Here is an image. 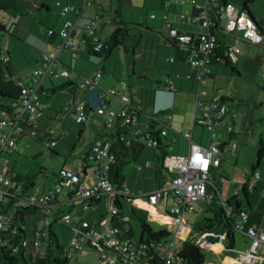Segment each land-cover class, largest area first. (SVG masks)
<instances>
[{
	"label": "built area",
	"instance_id": "obj_1",
	"mask_svg": "<svg viewBox=\"0 0 264 264\" xmlns=\"http://www.w3.org/2000/svg\"><path fill=\"white\" fill-rule=\"evenodd\" d=\"M95 3L96 0H83V7ZM191 6L198 11L189 13L188 8ZM70 8L78 14L83 12L82 8L74 5L71 7L64 5L61 15L64 17ZM161 8L160 19L168 37L183 47L186 44L193 47L187 58L193 73L185 75L196 83L193 125H199L209 133V141L204 143L194 139L192 129L184 131L181 134L189 140L188 151L186 153L167 151L161 158L164 181L150 194V209L158 205L159 201L163 203L162 213L169 214L173 222V226L168 227L170 233L150 243L120 236L129 228V218L122 211L121 197L130 190L125 184L118 186L109 176L110 165L115 160V155L110 151V141L106 134L85 151L82 173L74 167L63 165L56 173L52 185L34 184L30 189H25L22 179L12 177L4 170L10 161L7 154L19 150L22 138L36 134V128L39 127L38 123L46 108L41 99L42 95L47 93L45 79L70 75L67 65L64 68L59 66L62 63L63 50L70 51L69 59L72 60L79 57V51L84 49L88 42L92 43L95 51L107 47V42L97 32L96 21L102 17L100 12L96 11L93 19L89 18L80 23L65 17L64 24L58 31L53 28L48 30L49 34L56 31L61 41L54 43L52 49L39 48L40 66L34 67L30 76H21L22 86L13 111L0 112V244H8L10 235L17 232L19 227H24L15 217V207L36 206L43 214L35 225L34 243L35 251L42 255L44 250L40 248L41 238L47 234L50 223L49 217L44 215H53L58 209L65 211L74 207L77 210L83 209V214L80 216L82 213L80 212L75 216L73 212L67 211L55 216L61 223H74L71 236L64 245V253L69 258V264H180L177 257L179 248L194 227V224L185 220L186 214L197 209L195 205L197 200L205 199L210 202L213 198L216 184L212 169L220 163L223 146L231 153L238 149L235 138L238 113L222 90L212 88L214 78L212 50L222 42L225 56L235 60L236 54L240 52L238 41L247 40L264 46V36L256 23L248 17V12L242 10L232 0H164ZM148 18L158 17L155 12H151ZM211 27L214 29L211 30ZM216 32L219 33V37ZM227 37H232L233 42L228 41ZM7 51L0 55V59L11 58ZM168 59L173 60L174 57ZM102 76V67L97 66L92 73L82 75L75 82V90L63 103L64 115L71 116L75 123H86L91 114L95 113L103 118L104 128L114 130V127H117L125 143L144 140L149 146L156 148V138L163 141L173 118L171 110L163 119L159 117L158 112L160 109H171L172 104L159 108L154 103L153 112L149 114L146 110L145 115H142L139 107L131 102L127 81L121 80L119 88L105 87L101 84ZM174 90L173 77L166 76L156 92ZM88 92L89 94L85 95ZM109 97L119 100L122 104L119 107L114 106V101ZM44 130L47 133L43 139L44 144L47 147H54L58 138L55 136L52 123L47 124ZM66 133L67 130L61 124L59 136L62 137ZM88 161L94 163L95 178L86 183L83 178L87 176L88 168L91 167L87 165ZM152 163L147 161L146 164ZM260 176V171H256L255 178ZM102 199L107 213L101 218L91 219L89 214H85V210L95 207ZM78 201L84 202L75 205ZM168 201L171 202L170 205ZM114 218H118L121 223H113ZM245 222L246 214L243 213L237 228L250 242V247L239 251L236 258L241 264H254L260 256L253 248L264 243V226L253 223L245 227ZM202 237L204 238V234L197 242ZM19 244L25 245L26 239H21ZM19 244L15 246L16 249L19 248ZM85 247L93 250L97 263L79 259Z\"/></svg>",
	"mask_w": 264,
	"mask_h": 264
},
{
	"label": "rangeland",
	"instance_id": "obj_2",
	"mask_svg": "<svg viewBox=\"0 0 264 264\" xmlns=\"http://www.w3.org/2000/svg\"><path fill=\"white\" fill-rule=\"evenodd\" d=\"M35 1L39 3L46 2L52 6L48 16H45L47 15L45 8L37 9L31 6L32 9L28 10L31 4L26 0L18 1L17 6L11 8V10L0 9V22L4 26V30H0V55L5 53L6 50H9L12 61L20 76H30L32 69L36 65L40 66V61H38L37 64L34 59V53L38 47H40L39 45L41 44L42 38H40V35L35 33L34 30L31 31L33 35L29 33L33 23L36 21L43 32L45 30V22H50L52 18L58 17V14L61 15L64 5L72 6L60 0ZM57 1L61 3H57ZM130 1L133 6H126L121 3L120 0H101V2H104L103 8L100 5V0H96L97 4L86 7L81 5V8L83 9L84 17L90 19H93L95 16L94 10L102 11L104 22L102 18L97 20L96 28L98 34H101L104 40H108L115 30L116 21L119 20V17L128 23L130 40L133 39L134 42L137 43L135 53H133L132 48L127 51L125 45H117L114 47L111 56H109L110 60L107 63L111 70H113L114 67L117 68V74L120 78L119 81L124 79L127 83H132L136 89L138 81L141 80L144 82L147 76L157 77L163 75L154 68V65L156 62H159V64L167 63V58L171 56L173 51L171 52L172 47L165 42L166 32L161 28L162 21L160 17L162 15V10L157 8L159 0ZM251 7L255 17L261 18L262 14H264V0H257ZM58 8L59 11L57 10ZM19 10H28V12H24L25 14L22 15L19 13ZM116 10H118V12L121 11L120 16H116ZM151 12H155L158 18H148L147 15ZM66 14L74 17L73 9L70 8L66 11ZM66 14L64 16H66ZM123 25H125V23ZM147 26L154 28L149 29ZM34 40H36V43H40L35 44ZM227 40L233 42L232 37H227ZM238 44L242 49L240 53L241 56L244 55L245 57H241L242 59L238 65L232 62L230 64H235L241 72L239 74L236 71L232 72L231 65L229 64L226 66L227 70L219 72L217 75L218 78L214 80V83L219 86L216 87L215 90L222 88V91H226L227 94L233 97L232 105L238 113L236 124L237 133H235L238 149L235 153H229L228 151L225 154L227 159L224 164L220 168L214 170V180L219 185L221 197L224 200L236 193V188L241 186L246 180V173L250 171L252 163L256 162V150L260 137L262 136L264 140V46L262 44L250 43L247 40H241ZM45 47L46 49L53 48L50 44H47ZM66 55L67 51H64V59L69 62L70 59ZM92 56L94 63H98L99 66L104 65V58L102 56L95 54H92ZM81 68L83 67L80 66V69ZM173 74L179 76L175 72H173ZM72 75L75 77L76 73ZM52 78L53 82L56 84L67 83V78L62 75ZM26 80H28V78ZM45 80V84H48L47 80L49 79ZM101 84L105 87L116 84V77L112 71H108L105 76H102ZM133 88L129 87L128 89L132 90ZM66 89L67 87H63L57 94L53 95L52 103L54 107L62 110V100L66 94ZM130 90H128L129 94L132 92ZM219 91H221V89H219ZM164 99V94L157 92L155 96V103H157L156 107H158L160 102ZM117 101L118 103L116 102L114 104L116 107H119L122 103L119 100ZM195 101L194 89L191 91V88H189L177 93V106L176 110L172 112V129L170 130L179 135L184 131L191 130ZM146 110L149 114L153 112L151 106H148ZM64 116V114H61V117ZM64 118L65 119L59 118L58 121L52 123V126L54 127L55 136H57V138L60 134L61 124L63 125V122L70 128L66 136L68 137V144L64 138L58 145L59 149L55 147L49 148L40 139L24 137L20 140L19 150L7 154L9 155L10 161L4 170L10 169L19 174L32 173L36 185L47 183L46 181H48L49 185H52L56 173L64 164L69 167H74L82 173V160H84L85 157V149L94 141L96 132H111L113 129L104 128L103 118L97 114H93L86 120L85 125H83V135L78 138L77 134L82 125L75 123L71 116L70 118ZM195 128V131H193L195 137L203 138L204 143H208L209 138L207 139V137L209 133L199 125ZM220 135L221 134H218V136ZM168 139H170V137H163V141L165 142H168ZM174 147L175 143L172 141L167 146V150L172 152L171 150ZM93 164V161H88L87 163V165L91 167L88 168L89 171L87 176L83 178V181L86 183L95 178ZM123 172L128 178L129 185L135 188L137 181L136 177L137 175L141 177L143 171L140 172L138 169H135V162L129 161L124 165ZM121 200L123 204V214L128 216L131 224L136 229L137 235L134 236V238H139L138 221L130 217L127 210L128 205H130V199L121 197ZM207 202L208 201L205 199L197 200L195 202L197 209L187 213L185 220L190 224H194L205 216H211L213 212L203 211ZM162 204L161 201L158 202V205ZM170 204L171 202L168 201V205ZM106 213L107 208L104 199L98 201L95 207L85 210V214H89L91 219H93V217L101 218ZM40 214L41 211L27 215L25 226L28 236H33L35 222ZM49 218L52 219L51 216ZM158 218H162V220ZM148 221L155 230L173 226L169 214L154 212L152 208L150 209ZM55 229L62 241L65 240V236L67 238L71 236V230L65 225L57 224ZM220 230L221 228H218L219 235L215 243L207 241L201 248L205 255L204 264H241L236 258L237 254L239 251L249 248L250 242L248 240L246 241L239 231H236L234 234L235 245L232 247L226 246L225 243L228 244L226 233ZM253 250L260 256L254 264H264V257H262L264 256V243L255 246ZM95 255L92 249L85 247L81 251L79 259L81 261H96L97 263Z\"/></svg>",
	"mask_w": 264,
	"mask_h": 264
},
{
	"label": "trees",
	"instance_id": "obj_3",
	"mask_svg": "<svg viewBox=\"0 0 264 264\" xmlns=\"http://www.w3.org/2000/svg\"><path fill=\"white\" fill-rule=\"evenodd\" d=\"M26 1L31 4H29L30 7L28 10L32 9L31 6L37 9L48 8V5L46 3H39L35 0ZM163 1L164 0H159L158 2L157 8L160 10L162 9L161 6L163 4ZM232 1H235L242 10L248 12V17L256 23L259 30L262 31V34L264 36V14H262L261 18H256L251 7L252 4L255 3L257 0ZM120 2L125 4L126 6H133L130 0H120ZM17 3L18 2H15L14 0H0V9L11 10V8L17 6ZM28 10H19V13L23 15L27 13ZM188 11L189 13H195L198 11V9H196L194 6H191L188 8ZM120 13L121 11L118 12V10H116V16H120ZM147 16H149V14ZM124 23L125 25H123ZM161 28L166 32L165 42L171 45L173 50L171 56H173L174 59L169 60L168 57L167 63L159 64V62H156L154 68L160 71L161 74H163L161 77L147 76L144 82L141 80L138 81L136 89L132 85V83H128V88L134 87L132 90L128 89L132 91L129 94L131 102L134 105H137V107H139V109L141 110L140 114L142 115H145L144 112L146 111L148 106H151L153 108L155 103L156 90L161 86L164 78L166 76H171L173 77V81L176 82L175 79L180 77H177L173 74V65L177 62H185L188 64L187 58L191 50L193 49L191 44H186V46L183 47L181 44L172 41V39L168 37L167 30L162 24ZM49 29L52 28H48V30ZM213 29L214 28L211 27V30ZM0 30H4V26L1 22ZM56 33V31H52V33L48 35L49 37H53ZM215 34H217L219 37L218 32H216ZM46 41L52 42L49 39H47ZM106 42L107 47L105 49H102L101 51H95L92 43L88 42V45L84 49H81L79 51V57L70 60L71 64H67L69 72H71V70L77 71V63L74 64V61L79 58L82 59V61L86 62L87 65H89L88 68H93L94 71L96 69V67H94L96 63H94V61L88 57L89 54L100 55L105 60L109 58V56H111L114 47L117 45H125L127 51L132 48L133 53H135V47L137 45V43L134 42L133 39L130 40V35L128 33V23L120 17L119 20L116 21L115 30ZM221 43L222 42H220L219 45L213 48L212 50V68H215L217 66H227L231 62L234 63L232 59L225 56L224 48ZM7 53L10 55L9 50L7 51ZM230 65L232 72L236 71L238 74L240 73L235 64ZM101 67L103 70V74H105V67ZM80 72L81 71H79L78 73ZM74 83V81H71L65 84L55 85L51 90L54 92H58L63 87L71 88L73 85L75 87ZM21 86V76L15 68L12 58L8 60L0 59V112L5 111L7 113H11L13 111L14 103L19 97ZM180 88L182 89V86H180ZM73 91L74 89L71 92ZM50 94L51 92L49 91L42 95L41 99L43 103L46 104V108L44 110L41 120L38 123L39 127L36 128V134L31 135L30 138L40 139L43 141V139L47 136L44 127L47 124L58 121L59 118H64L61 117V114H65V111L63 110V105L62 110L58 108L55 109L51 107L47 101L43 100L44 95L49 96ZM62 101L64 103L65 99ZM135 101L138 104H136ZM169 110L172 111V109H160V111L158 112L159 117L163 119ZM78 124H81L83 126L85 125V122ZM196 126L197 125H193L191 129L194 130ZM170 129L171 126L167 130V134ZM66 130V134H68L69 131L68 129ZM83 132L84 128L82 127L80 129L79 134H77V137L80 138L83 135ZM167 134L164 136L165 138L168 137ZM105 136H107L110 141V151L113 152L115 155V160L110 165L109 176L112 181H114L118 186H124L125 184L129 188L130 191L126 194H123L122 197L130 199V205H128L127 210L130 214V217H133L138 221L137 225L139 226V238H134L137 233L135 227L131 224L130 220H128V230L122 233L120 236L123 238L130 237L137 240L138 242L146 241L148 243L167 236L170 233V228L163 227L155 230L148 221L151 205L149 196L154 190L158 189L164 181L163 171L161 167V158L165 154V152L168 151L167 146L173 140L168 139V142H165L161 141L159 138H156V148L149 146L144 140H133L130 144H127L121 139L117 127H114V130L107 133ZM228 151L229 150H227L225 146H223V152L221 155L220 163L214 166L212 169L213 178L215 177L214 170L220 168L226 161L227 158L225 154ZM263 157L264 140L261 136L256 150V162L252 163L250 171L246 173V180L242 183L241 186L236 188L237 192L234 193L232 196L228 197L226 200H224L221 197L219 185L217 184V182H215V194L211 201L208 202L206 207L203 209V211H210L213 212V214L211 216H205L198 222L194 223L193 231L185 240L182 241L181 246L179 248V252L177 254V257L180 259L178 260L180 264H204L205 255L201 249L202 245L206 241H216L219 235L218 228H221V232L226 233L228 246H232L235 240V232L239 231L243 235L242 231L237 228L238 222L242 220L243 213L246 214L245 227H248L253 223L262 224L264 226V173L262 171L264 167ZM129 161L135 162V169H138L140 172L143 171L141 177L138 175L136 177L137 181L135 188L129 185L128 178L123 172L124 165ZM147 161L153 162L152 165L146 164ZM258 170L260 171L261 176L260 178L256 179L255 172ZM6 171L10 176L22 179L24 181L25 189H30L32 185L35 184L34 175L32 173L28 172L26 174H19L10 169ZM92 200H94V198H92ZM82 210L83 209L77 210L76 208L71 207L65 211H61V209H58L53 215H44L48 217L51 216L52 219L48 218L50 220L48 232L45 236H43V238H41L40 248L44 250V254L41 255L40 253L35 251V232H33V236H28L25 226L27 215L31 213H38L39 211H41V209L36 206L15 207V217L20 221L22 225H24V227H19L17 232L10 235V241L8 244H0V264H69V258L64 253V245L68 238L65 236V240L62 241L58 233L56 232L55 227L57 224H60L65 225L70 230H72V225L74 223H61L56 220L55 216L57 214L67 211L73 212L75 216L82 212L80 214L81 216L84 212ZM42 214L43 213L41 211L40 216ZM113 223L120 224L121 222L118 220V218H114ZM203 234L204 238L199 241L200 243L197 242V239ZM23 238L26 239V244L20 246L19 243H21V239ZM17 244H19L18 249L15 248Z\"/></svg>",
	"mask_w": 264,
	"mask_h": 264
},
{
	"label": "crops",
	"instance_id": "obj_4",
	"mask_svg": "<svg viewBox=\"0 0 264 264\" xmlns=\"http://www.w3.org/2000/svg\"><path fill=\"white\" fill-rule=\"evenodd\" d=\"M61 2H64V3H68V4H71V5H74V6H76V7H79V8H81V5H83V0H60ZM46 3V2H45ZM47 5H48V8L46 9V14L47 15H45V16H48V13L51 11L50 9H51V5H49L48 3H46ZM95 4H97V3H95ZM100 5H101V7H103L104 8V2H101V0H100ZM58 11H59V8L57 9ZM95 12L96 11H98V12H100V14H101V17H102V21H103V13H102V11L101 10H94ZM73 13H74V17L72 16V15H67L66 14V16H62V15H59L58 14V17H56V18H52L51 19V21L50 22H45V30L42 32V30L40 29V26H38L37 25V23H36V21L33 23V25L31 26V28H30V31H29V33H31V31L32 30H34L35 31V33H37V34H39L40 35V38H42V41H41V44L39 45L40 47H38V51L36 50V52L34 53L35 55V61H36V63L38 64V61H39V58H38V53H39V48H41L42 46H44L43 48H46L45 46L47 45V44H50L51 46H53V44L54 43H58V42H60L61 41V39H60V37L57 35V33L55 34V36H53V37H49V33H48V28H53V29H55L56 31H58L62 26H63V24H64V21H65V19L66 18H69V19H71V20H73V21H77V22H83L84 20H87V19H89V18H86V17H84V12H80V14H78V13H76L75 11H73ZM24 15V14H23ZM66 17V18H65ZM104 22V21H103ZM147 28H149V29H153L151 26H147ZM32 34V33H31ZM33 35V34H32ZM100 35V37L102 38V35L101 34H99ZM39 39V38H38ZM47 39H49V40H51L52 42H46V40ZM103 39V38H102ZM104 40V39H103ZM105 41H107V40H105ZM241 41V40H240ZM240 41H238V42H240ZM34 42H35V44H39L40 42H38V43H36V40H34ZM170 45V44H169ZM171 46V45H170ZM238 46H239V44H238ZM240 47V46H239ZM37 48V47H36ZM35 48V49H36ZM64 51H67V55L66 56H68V58H69V55H70V51L67 49V50H63V52H62V57H61V60H62V63H60V67H62V68H64V67H66V65L67 64H71V61L69 60V62L66 60V59H64ZM173 50H172V48H171V52H172ZM242 52V49L240 48V52L239 53H237L236 54V56H235V60L233 59L232 61H234V63L235 64H239V62L241 61V57H245L244 55H242L241 56V53ZM173 53V52H172ZM96 55V54H95ZM172 55V54H171ZM88 57L89 58H91V59H93V56H92V54H89L88 55ZM78 60V61H77ZM77 60H75L74 61V64L75 63H77V66H76V69H77V71L76 70H71V72H70V75H69V77H66V76H64V77H66L67 78V82H77V80L82 76V75H86V74H88V73H91L92 72V70H93V68L91 69V68H88V66L89 65H87L86 64V62H84V61H82V59H77ZM109 60H110V58H107V59H105L104 61H103V63H104V69H105V74H103L104 76L106 75V73L108 72V71H112V73L114 74V76L116 77V84L114 85H108V86H110V87H116V88H119V77H118V74H117V68L116 67H114V69L113 70H111V68H109V65H108V63L107 62H109ZM14 63V62H13ZM14 66H15V64H14ZM38 65H36L35 67H37ZM80 66L81 67H83V68H81L80 69ZM97 66H99L98 65V63L97 64H95L94 65V67H97ZM236 66V65H235ZM16 67V66H15ZM237 69L240 71V69L237 67ZM81 70V74L80 73H78L79 71ZM177 70V71H176ZM213 70H214V78H213V82H212V88H213V90H215V88L216 87H219L216 83H214V80L215 79H217L218 77H217V75H218V73L219 72H224L225 70H227V68H226V66H217V67H215V68H213ZM172 72H175V73H177V75H179L180 77L179 78H176L175 80H176V82L174 81V85H175V87H176V90H174L173 92H164V91H157V92H160V93H163L164 94V96H165V99L164 100H162L161 102H160V104L158 105V107H164V106H166V105H168V104H172V107H171V109H172V112L174 111V110H176V106H177V104H176V101H177V93L179 92V91H185L186 89H189V88H191V91H193V89H194V91H195V88H196V83H195V81L193 80V79H188V78H186V76L185 75H187V73H193V69L187 64V63H185V62H177V63H175L174 65H173V71ZM241 72V71H240ZM73 73H76V76L74 77L72 74ZM20 75V74H19ZM162 75H159L158 77H161ZM178 77V76H177ZM47 79H49V78H47ZM124 80V79H123ZM46 81V80H45ZM48 81V84H45V82H44V86H45V88H46V91L47 92H51V94L49 95V96H47V95H44L43 96V100L44 101H47L49 104H50V106L51 107H53V108H55V109H57L56 107H54V104L52 103V101H53V95H55V94H57L58 92H54V91H52L51 89L55 86V85H60V84H56V83H54L53 82V78H50L49 80H47ZM121 81V80H120ZM75 84V83H74ZM104 86V85H103ZM180 86H182V89L180 88ZM71 89V90H70ZM75 90V87H74V85L71 87V88H69V87H67V89H66V94H65V96H64V98H63V100L71 93V91L72 90ZM219 89H221L222 90V88H218L217 90H219ZM157 92L155 93V96H156V94H157ZM222 93H224L226 96H228V98H229V101L231 102V104L233 103V97L232 96H230L229 94H227V92L226 91H222ZM77 94H79V92L77 91ZM89 94V92L88 93H85V95H88ZM195 95V94H194ZM52 97V98H51ZM51 98V100H50V102H49V99ZM112 101H114V103H118V101L117 100H114L113 98H111V97H109ZM6 101V100H5ZM157 103H155V105H156ZM62 105H63V101H62ZM194 111H195V108H194ZM93 114H95V113H92L91 114V116L93 115ZM63 119H65V118H63ZM173 119V118H172ZM78 124V123H77ZM236 124H237V119H236V123H235V129H236V133H237V128H236ZM65 124H64V122H63V126H64ZM171 125H172V123H171ZM65 127L69 130L70 128L69 127H67L66 125H65ZM83 127V126H82ZM81 127V128H82ZM192 127H193V125H192ZM191 127V128H192ZM80 128V129H81ZM80 129H79V131H78V134H79V132H80ZM172 129V128H171ZM195 129L196 128H194V130L193 131H195ZM204 130V129H203ZM72 131V130H71ZM105 134H107V132H96V136H95V139H94V141L92 142V143H94L97 139H101ZM67 136V134L66 135H64V136H58V141H57V143H56V145L54 146L55 148H57V149H59L58 148V145L60 144V142L61 141H63V139L65 138L66 139V141H67V139H68V137H66ZM167 136L168 137H170V139H172L173 141H174V143H175V147L174 148H172V152H174V153H186L187 151H188V147H189V140L188 139H186L182 134L181 135H179L178 133L176 134L174 131H172V130H169V132H168V134H167ZM193 137H194V139L195 138H197V139H195V140H199V141H202V142H204V140H203V138H198V137H195V134H194V132H193ZM209 138V134H208V137H207V139ZM61 139V140H60ZM60 140V141H59ZM69 143V141H67V144ZM89 148V147H88ZM87 148V149H88ZM87 149H85V151L87 150ZM263 160H264V158H263ZM65 165V164H64ZM89 171V170H88ZM262 171H263V173H264V167H263V169H262ZM47 183V185H49L48 184V181H46ZM83 202L84 201H78V203H76L75 205H81V204H83ZM163 205V204H162ZM162 205H155L154 207H152V211H154V212H162ZM93 219H94V217H93ZM97 219V218H96ZM264 224V223H263ZM243 236V235H242ZM244 237V236H243ZM244 239L247 241V239L244 237ZM215 243V242H214ZM225 245L226 246H228V244H226L225 243ZM235 245V240H234V242H233V244H232V246H234ZM231 246V247H232ZM262 257H264V256H262Z\"/></svg>",
	"mask_w": 264,
	"mask_h": 264
},
{
	"label": "flooded vegetation",
	"instance_id": "obj_5",
	"mask_svg": "<svg viewBox=\"0 0 264 264\" xmlns=\"http://www.w3.org/2000/svg\"><path fill=\"white\" fill-rule=\"evenodd\" d=\"M14 1H15V2L17 1V2H18V1H20V0H14Z\"/></svg>",
	"mask_w": 264,
	"mask_h": 264
},
{
	"label": "snow or ice",
	"instance_id": "obj_6",
	"mask_svg": "<svg viewBox=\"0 0 264 264\" xmlns=\"http://www.w3.org/2000/svg\"><path fill=\"white\" fill-rule=\"evenodd\" d=\"M197 159H199V157H197Z\"/></svg>",
	"mask_w": 264,
	"mask_h": 264
}]
</instances>
